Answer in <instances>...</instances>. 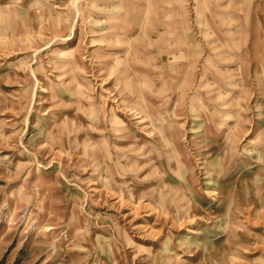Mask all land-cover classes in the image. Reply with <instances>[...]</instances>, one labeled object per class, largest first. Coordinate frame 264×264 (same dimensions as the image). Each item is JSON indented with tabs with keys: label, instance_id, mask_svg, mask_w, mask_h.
I'll list each match as a JSON object with an SVG mask.
<instances>
[{
	"label": "rangeland",
	"instance_id": "rangeland-1",
	"mask_svg": "<svg viewBox=\"0 0 264 264\" xmlns=\"http://www.w3.org/2000/svg\"><path fill=\"white\" fill-rule=\"evenodd\" d=\"M0 264H264V0H0Z\"/></svg>",
	"mask_w": 264,
	"mask_h": 264
},
{
	"label": "bare ground",
	"instance_id": "bare-ground-1",
	"mask_svg": "<svg viewBox=\"0 0 264 264\" xmlns=\"http://www.w3.org/2000/svg\"><path fill=\"white\" fill-rule=\"evenodd\" d=\"M218 163H216V161L214 162V167H212V169H213V172H215V173H217L218 174V172L220 173V171H218L219 170V166L217 165Z\"/></svg>",
	"mask_w": 264,
	"mask_h": 264
}]
</instances>
